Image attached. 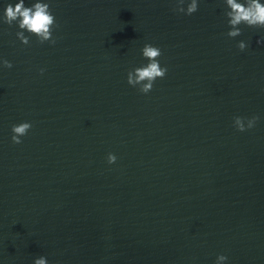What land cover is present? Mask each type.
<instances>
[{"label":"water","instance_id":"95a60500","mask_svg":"<svg viewBox=\"0 0 264 264\" xmlns=\"http://www.w3.org/2000/svg\"><path fill=\"white\" fill-rule=\"evenodd\" d=\"M17 2L0 0V264H264V28L229 37L226 0H44L56 42L24 44ZM146 43L167 67L147 94L127 82Z\"/></svg>","mask_w":264,"mask_h":264},{"label":"clouds","instance_id":"9594fccd","mask_svg":"<svg viewBox=\"0 0 264 264\" xmlns=\"http://www.w3.org/2000/svg\"><path fill=\"white\" fill-rule=\"evenodd\" d=\"M185 0H177L176 7L173 9L179 13H185L191 15L198 10L197 0H190L187 3V7H184ZM227 9L225 15L229 18L228 24L231 26L227 32L229 37H236L241 34V28L238 27L241 24H245L249 27L264 28V4L260 0H226ZM230 9V10H228ZM3 21L8 25H12L13 22H17L19 29L16 36L24 44L29 43V37L25 35V31L34 34L40 43L48 41L55 44L56 40L53 37V29L59 27L56 22L55 16L50 8L48 2H37L31 4V6H25V0H19V2L13 4H7ZM257 40V43H260ZM246 44L244 41L238 43V48L244 50ZM143 57L147 58L148 63L139 67H136L134 71H128L127 82L129 85H139V90L142 93L147 94L153 88L154 81L157 78H163L167 73V67H162L159 62V57L162 55L161 49L154 46L151 43H146L142 48ZM5 67L11 68L12 64L7 59L2 61ZM43 73L44 69H40ZM247 120V124H245ZM259 116L253 115L250 118L235 116L234 126L238 131H245L255 126ZM32 127L31 122L24 121L18 124L12 125V141L14 143H21V137L25 136L28 130ZM117 157L115 154L109 152L107 156L108 163H114ZM228 258L224 254L217 256L215 264L226 261ZM34 264H48L47 259L44 256L36 258Z\"/></svg>","mask_w":264,"mask_h":264}]
</instances>
